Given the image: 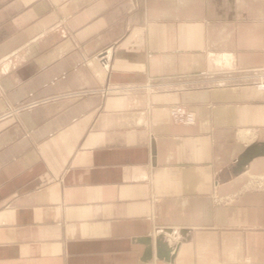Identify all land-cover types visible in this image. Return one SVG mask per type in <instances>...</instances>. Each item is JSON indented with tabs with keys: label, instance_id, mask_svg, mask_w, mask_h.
Segmentation results:
<instances>
[{
	"label": "crops",
	"instance_id": "1",
	"mask_svg": "<svg viewBox=\"0 0 264 264\" xmlns=\"http://www.w3.org/2000/svg\"><path fill=\"white\" fill-rule=\"evenodd\" d=\"M258 80L264 0H0V264H264Z\"/></svg>",
	"mask_w": 264,
	"mask_h": 264
},
{
	"label": "water",
	"instance_id": "2",
	"mask_svg": "<svg viewBox=\"0 0 264 264\" xmlns=\"http://www.w3.org/2000/svg\"><path fill=\"white\" fill-rule=\"evenodd\" d=\"M264 155V143L260 145H253L246 149L244 154L240 158L241 164L250 162L257 156ZM144 243L147 248L145 250V259H151L154 255L152 238H147ZM172 248L168 247L167 243L162 240V236H158L155 239V256L158 260L165 263L173 264L175 256L171 255Z\"/></svg>",
	"mask_w": 264,
	"mask_h": 264
},
{
	"label": "built area",
	"instance_id": "3",
	"mask_svg": "<svg viewBox=\"0 0 264 264\" xmlns=\"http://www.w3.org/2000/svg\"><path fill=\"white\" fill-rule=\"evenodd\" d=\"M66 77V73H63L60 77H55L52 79L51 84H55L59 81V79H63ZM257 89L264 91V81H260L257 84ZM169 114L171 117V120L176 125H193L196 122V113L188 108H186L183 105L176 104L169 108ZM261 178H258L257 180H260ZM261 186V183L258 182Z\"/></svg>",
	"mask_w": 264,
	"mask_h": 264
},
{
	"label": "rangeland",
	"instance_id": "4",
	"mask_svg": "<svg viewBox=\"0 0 264 264\" xmlns=\"http://www.w3.org/2000/svg\"><path fill=\"white\" fill-rule=\"evenodd\" d=\"M62 75V74H61ZM61 75H59V77L61 76ZM58 77V76H57ZM66 77H67V74H66ZM65 77V78H66ZM65 78H63V79H65ZM54 79V78H53ZM60 80V79H59ZM61 80H62V78H61ZM259 81H261V80H258V81H256V82H254V86L257 88V84H258V82ZM51 84V83H50ZM56 84V83H55ZM51 85H54V84H51ZM104 92L105 93H107V92H109L107 89L106 90H104ZM34 97V94L33 93H31V94H29V96H28V98L27 99H25V100H23V101H21V102H19V104H18V106H16V109L17 110H30V109H32L34 106H37V105H39V104H42L43 102H45V101H48V100H43V99H37V98H33ZM254 185L255 186H257V187H259V183H254Z\"/></svg>",
	"mask_w": 264,
	"mask_h": 264
},
{
	"label": "bare ground",
	"instance_id": "5",
	"mask_svg": "<svg viewBox=\"0 0 264 264\" xmlns=\"http://www.w3.org/2000/svg\"><path fill=\"white\" fill-rule=\"evenodd\" d=\"M259 82H260V81H259ZM259 82H258V83H259Z\"/></svg>",
	"mask_w": 264,
	"mask_h": 264
}]
</instances>
